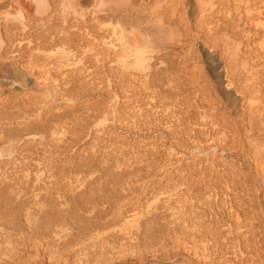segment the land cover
Returning a JSON list of instances; mask_svg holds the SVG:
<instances>
[{"label":"bare ground","instance_id":"6f19581e","mask_svg":"<svg viewBox=\"0 0 264 264\" xmlns=\"http://www.w3.org/2000/svg\"><path fill=\"white\" fill-rule=\"evenodd\" d=\"M0 264H264V0H0Z\"/></svg>","mask_w":264,"mask_h":264}]
</instances>
